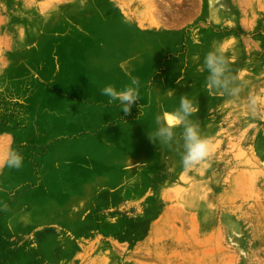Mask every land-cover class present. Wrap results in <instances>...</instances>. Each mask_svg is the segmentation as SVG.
<instances>
[{"label":"rangeland","instance_id":"obj_1","mask_svg":"<svg viewBox=\"0 0 264 264\" xmlns=\"http://www.w3.org/2000/svg\"><path fill=\"white\" fill-rule=\"evenodd\" d=\"M219 46L238 96L206 87ZM129 74L125 114L100 90ZM181 96L211 142L187 171L182 128L150 138ZM10 150L24 163L0 166V264H264V0H0Z\"/></svg>","mask_w":264,"mask_h":264},{"label":"clouds","instance_id":"obj_2","mask_svg":"<svg viewBox=\"0 0 264 264\" xmlns=\"http://www.w3.org/2000/svg\"><path fill=\"white\" fill-rule=\"evenodd\" d=\"M224 52L223 46H219L205 55L203 67L208 72L205 84L210 95L219 92L235 97L240 94L241 88L235 84V77L231 76V68ZM129 76L130 84L125 85L121 90L112 84H107L100 90L102 96L108 97L109 104L118 102L121 111L125 114H130L132 105L140 99L141 81L130 74ZM249 99L253 109L261 102L258 96ZM197 111L198 106L191 99L181 96L179 107L171 115L166 114L163 122L157 118L158 127L150 135V138L158 139L161 144L171 146L177 139L175 129L182 128L180 138L183 140L184 151L180 159L185 171L204 161L211 150L210 140L202 137L199 125L189 119ZM23 163L24 157L17 150H10L6 157L0 160V166L14 169H20Z\"/></svg>","mask_w":264,"mask_h":264},{"label":"trees","instance_id":"obj_3","mask_svg":"<svg viewBox=\"0 0 264 264\" xmlns=\"http://www.w3.org/2000/svg\"><path fill=\"white\" fill-rule=\"evenodd\" d=\"M10 237V236H9ZM0 240H1V238H0Z\"/></svg>","mask_w":264,"mask_h":264}]
</instances>
